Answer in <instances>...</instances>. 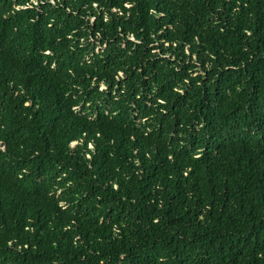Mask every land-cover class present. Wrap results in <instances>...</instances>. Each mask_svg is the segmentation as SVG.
<instances>
[{"label": "trees", "instance_id": "trees-1", "mask_svg": "<svg viewBox=\"0 0 264 264\" xmlns=\"http://www.w3.org/2000/svg\"><path fill=\"white\" fill-rule=\"evenodd\" d=\"M0 264H264V0H0Z\"/></svg>", "mask_w": 264, "mask_h": 264}]
</instances>
